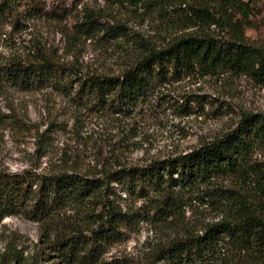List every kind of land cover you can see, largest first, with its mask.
<instances>
[{
    "label": "rangeland",
    "instance_id": "rangeland-1",
    "mask_svg": "<svg viewBox=\"0 0 264 264\" xmlns=\"http://www.w3.org/2000/svg\"><path fill=\"white\" fill-rule=\"evenodd\" d=\"M189 4L205 6L221 19L232 14L225 12L221 0L161 4L67 0L61 7L72 12L61 21L46 19L16 32L0 21V172L74 171L102 178L110 170L146 166L189 152L234 130L245 116L264 118V83L229 73L203 74L192 64L126 119L98 113L83 94L70 88L74 74L117 76L145 49L158 50L180 36L199 33L203 27L191 22ZM76 18L79 23L92 22L94 33L77 31ZM250 19L254 28L245 35L250 43L263 46L264 0L254 4ZM205 31L222 38L231 35L223 22ZM10 63H31V86L7 79L4 69ZM249 163L264 170V145L253 147ZM251 176L252 181L215 179L208 189L185 195L177 214L166 221L151 218L146 198L112 183L110 200L138 216L123 229L120 241L69 261L46 242L44 225L22 214L6 217L0 224V264H169L161 250L172 240L186 233L200 234L221 218L208 203L211 193H219L215 195L227 202H248L250 196L261 195ZM101 205L90 203L85 216L80 208H65L58 223L66 231L77 229L87 235L99 223ZM220 249L221 255L203 264H264L260 259L235 258L223 245Z\"/></svg>",
    "mask_w": 264,
    "mask_h": 264
},
{
    "label": "trees",
    "instance_id": "trees-1",
    "mask_svg": "<svg viewBox=\"0 0 264 264\" xmlns=\"http://www.w3.org/2000/svg\"><path fill=\"white\" fill-rule=\"evenodd\" d=\"M66 1L0 0V21L9 25L10 32L28 29L46 19L61 21L72 12L68 6L61 7ZM221 1L225 12L230 10L232 14L221 19L205 6L189 4L186 7L191 22L198 25V21L203 27L199 33L180 36L158 50L145 49L117 76L74 74L69 79L70 88L75 94H83L98 113L126 119L138 104L148 102L156 89L172 79L177 80L178 73L190 64L203 74L229 73L264 83V45L250 43L245 35L247 29L254 28L250 15L259 0ZM238 15L242 19L237 20ZM73 22L77 31L94 33L92 22L79 23L77 18ZM221 22L231 31L228 38L205 31L211 25L220 26ZM32 72L31 63H10L4 69L8 80L25 87L31 86ZM74 84L77 89H73ZM256 145H264V118L255 120L249 115L234 130L189 152L146 166L110 170L102 178L74 171L0 172V224L6 217L22 214L44 225L48 231L46 242L69 261L92 256L120 241L123 229L138 216L124 212L110 200L112 183L146 198L151 218L166 221L177 214L185 195L200 188L208 189L215 179L230 176L252 181L251 175H254L261 195L250 196L248 202H227L217 196L219 193H211L208 203L219 210L221 218L207 225L200 234L186 233L172 240L161 252L169 264H203L221 255L220 245H223L226 253L234 254L235 258L264 260V170L249 163L250 152ZM92 202H100L103 212L98 215V225L88 230L89 234L77 229L66 231L58 223L65 208H80L85 216Z\"/></svg>",
    "mask_w": 264,
    "mask_h": 264
}]
</instances>
